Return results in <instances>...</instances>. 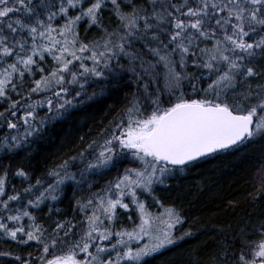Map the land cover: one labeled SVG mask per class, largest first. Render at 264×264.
Here are the masks:
<instances>
[{"label":"snow or ice","instance_id":"snow-or-ice-1","mask_svg":"<svg viewBox=\"0 0 264 264\" xmlns=\"http://www.w3.org/2000/svg\"><path fill=\"white\" fill-rule=\"evenodd\" d=\"M121 94L111 119L45 173L16 163L69 110ZM258 138L264 0H0V237L38 249L20 264H149L198 232L158 186ZM258 161L250 211L217 226L188 264H264V154ZM93 176L110 178L93 191ZM66 191L76 214L60 218L49 204L54 226L38 223L31 209Z\"/></svg>","mask_w":264,"mask_h":264},{"label":"trees","instance_id":"trees-1","mask_svg":"<svg viewBox=\"0 0 264 264\" xmlns=\"http://www.w3.org/2000/svg\"><path fill=\"white\" fill-rule=\"evenodd\" d=\"M91 35L89 34V38ZM123 103V94L113 95L104 100L89 101L72 111L69 110L67 116L46 126L43 136L34 141L33 148L28 149L30 156H25L22 151V163L20 160L16 163L30 171L33 177L40 176L53 163L59 162L61 156L67 153L73 144L79 143V136L88 134L89 129L96 130L99 125L106 124L115 114L113 109L118 110ZM87 138L90 139L91 136ZM261 154H264V139L258 138L237 151L201 161L170 178L171 183L159 185L157 194L164 203L175 204L186 217L187 223L183 228L191 226L198 229V232L193 237H185L160 250L153 255L149 264H188L194 250L202 248L205 243L211 246L213 239L219 236L217 226H235L238 220L244 218L245 213L252 207L248 193L255 186L257 168L260 166L258 157ZM109 178L93 176L95 184L92 190L101 187ZM9 180L11 184L19 187L24 178L10 174ZM24 183L27 181L24 180ZM86 192L85 186L84 191H78L76 195L81 196ZM71 195V191H66L59 201L46 202L40 206V210L31 209L37 215V222L54 226L56 216L49 213V204L53 205V212L60 210V218L75 215V200L70 202L68 199ZM230 201L238 202V206H229ZM129 211H121L122 220L119 223L128 226L130 220L125 213ZM134 214L135 217L138 215L135 211ZM136 221L139 223V219ZM37 251L32 242L22 244L12 241L9 237H0V264H20L18 256L27 259L28 253L31 252L34 259ZM6 252H13L15 255H4Z\"/></svg>","mask_w":264,"mask_h":264},{"label":"rangeland","instance_id":"rangeland-1","mask_svg":"<svg viewBox=\"0 0 264 264\" xmlns=\"http://www.w3.org/2000/svg\"><path fill=\"white\" fill-rule=\"evenodd\" d=\"M73 109H71V111H72ZM153 210L154 211H162V209H157V208H153ZM132 211V213H133V217H135V214H134V211L135 210H131ZM129 220V219H128ZM26 222H27V218H26ZM135 222L137 223V221H136V217H135ZM41 223V222H40ZM128 227H131V221H128ZM118 226V225H117ZM170 246V245H169ZM168 247V246H167ZM166 248V247H165ZM164 249V248H163ZM162 250V249H161Z\"/></svg>","mask_w":264,"mask_h":264}]
</instances>
